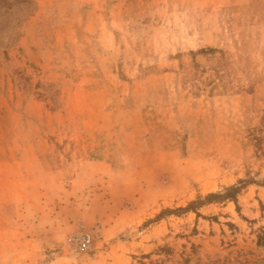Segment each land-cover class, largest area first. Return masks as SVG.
I'll return each mask as SVG.
<instances>
[{
	"label": "rangeland",
	"instance_id": "obj_1",
	"mask_svg": "<svg viewBox=\"0 0 264 264\" xmlns=\"http://www.w3.org/2000/svg\"><path fill=\"white\" fill-rule=\"evenodd\" d=\"M262 116L264 0H0V264H264Z\"/></svg>",
	"mask_w": 264,
	"mask_h": 264
},
{
	"label": "crops",
	"instance_id": "obj_2",
	"mask_svg": "<svg viewBox=\"0 0 264 264\" xmlns=\"http://www.w3.org/2000/svg\"><path fill=\"white\" fill-rule=\"evenodd\" d=\"M17 164H31V165H34L35 169L39 170V169H42V165L40 162L38 161H25V162H16ZM105 165L104 163L100 162H92V163H89V166H92V167H99V166H103ZM43 174L45 175L47 181L48 182V185L49 187H51V185L53 187H56V185H58V182H59V177L62 176V173L60 171H49V172H43ZM82 174L81 172L78 173L76 175V177L74 178V180H71V183H73L74 185H76V187H78L80 184H82ZM60 186V185H59ZM18 187L20 188V191L19 193H21L22 196L19 201L20 203H22L19 207V209L21 210V213H19V217H17V221L19 224L18 225H15L14 228H11L8 230V233H13L15 234V232H24L25 234H33L35 233L36 235H38L39 233V225L37 226L34 221H33V218L34 220L37 219V215L36 217H34V214L35 213H32L31 211L27 210L29 208H32L33 206H37V203L39 202V193H38V188L39 187H33V186H28L26 183L25 185L22 183V187L20 185H18ZM66 196H68V194H66ZM37 214V213H36ZM56 219L55 217L52 219V223L54 225H50V230L47 231V233L49 232H56L57 228H55V222ZM61 223L62 224H65L66 221H67V218L66 217H62L60 219ZM65 233V231L63 230H60L59 231V234H62V233ZM23 241H24V244L26 246H30V248H35L37 249L38 248V241H36L37 237L36 238H32V236H30L29 238H27V235H23L22 237ZM19 240L21 241V237L17 239V243H19ZM52 242V241H51ZM50 242V243H51ZM46 244V243H44ZM24 262H26V260H23ZM9 263H11L10 261H8Z\"/></svg>",
	"mask_w": 264,
	"mask_h": 264
},
{
	"label": "trees",
	"instance_id": "obj_3",
	"mask_svg": "<svg viewBox=\"0 0 264 264\" xmlns=\"http://www.w3.org/2000/svg\"><path fill=\"white\" fill-rule=\"evenodd\" d=\"M262 118V122H264V116L261 117ZM241 185L240 186H230V187H226L224 188L223 192H219V193H210L208 194L204 199H200L197 202L196 201H192L190 203H188L186 206L184 207H179L177 209H163L157 217H159V219H161L162 217H164V215H170L172 213L174 214H179V213H188L190 211L195 212L196 213V204H200L201 206L204 204H211V203H221V202H233L236 203L237 202V195L241 190ZM257 244L264 246V237L258 236L257 239Z\"/></svg>",
	"mask_w": 264,
	"mask_h": 264
},
{
	"label": "built area",
	"instance_id": "obj_4",
	"mask_svg": "<svg viewBox=\"0 0 264 264\" xmlns=\"http://www.w3.org/2000/svg\"><path fill=\"white\" fill-rule=\"evenodd\" d=\"M93 241V234L88 231H82L74 235L71 239L73 245L80 252H87L90 250V246Z\"/></svg>",
	"mask_w": 264,
	"mask_h": 264
}]
</instances>
